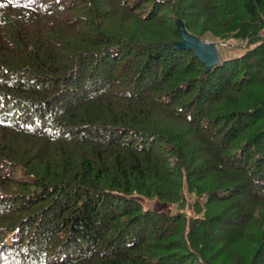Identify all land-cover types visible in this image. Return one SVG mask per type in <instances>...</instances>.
Masks as SVG:
<instances>
[{
    "label": "trees",
    "instance_id": "obj_1",
    "mask_svg": "<svg viewBox=\"0 0 264 264\" xmlns=\"http://www.w3.org/2000/svg\"><path fill=\"white\" fill-rule=\"evenodd\" d=\"M0 264H264V0H0Z\"/></svg>",
    "mask_w": 264,
    "mask_h": 264
},
{
    "label": "water",
    "instance_id": "obj_2",
    "mask_svg": "<svg viewBox=\"0 0 264 264\" xmlns=\"http://www.w3.org/2000/svg\"><path fill=\"white\" fill-rule=\"evenodd\" d=\"M177 28L181 34L179 40H175L173 45L176 48H187L206 65V70L211 66L220 62V57L217 50V43L214 40H205L188 32L180 19H177Z\"/></svg>",
    "mask_w": 264,
    "mask_h": 264
},
{
    "label": "rangeland",
    "instance_id": "obj_3",
    "mask_svg": "<svg viewBox=\"0 0 264 264\" xmlns=\"http://www.w3.org/2000/svg\"><path fill=\"white\" fill-rule=\"evenodd\" d=\"M207 40H214L217 43V50H218V54L220 59H224L233 55H237L239 54L243 48L240 46H238L237 41L234 40H228L227 42H221L219 40L216 39H207ZM141 202L143 203L144 206L147 207H152L155 209H169V210H174V205L173 204H167V203H163L158 201L155 198H141Z\"/></svg>",
    "mask_w": 264,
    "mask_h": 264
}]
</instances>
